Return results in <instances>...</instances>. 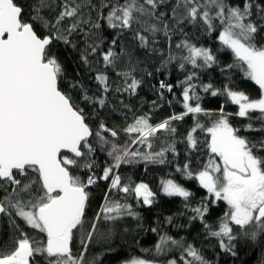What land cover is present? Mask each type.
Returning <instances> with one entry per match:
<instances>
[{
	"label": "snow or ice",
	"instance_id": "obj_1",
	"mask_svg": "<svg viewBox=\"0 0 264 264\" xmlns=\"http://www.w3.org/2000/svg\"><path fill=\"white\" fill-rule=\"evenodd\" d=\"M25 12L18 0H0V232H8L0 264H103L116 251L115 236L132 231L130 222L157 235L156 256L173 253L162 264H220L238 258L241 244L264 246V0H31L27 19ZM213 33L218 49L198 42ZM61 49L75 55L74 75ZM135 50H143V61L133 59ZM225 51L231 63L220 59ZM217 69L226 81L219 87L210 77ZM173 70L182 76L175 83L159 78ZM237 70L259 86L258 97L239 88ZM145 85L155 99L141 97L138 108L132 100ZM201 93L223 103L206 108ZM113 97L123 127L99 118L117 111ZM176 104L180 112L152 122L155 111ZM227 104L237 111L227 112ZM189 116L192 126L177 140L174 125ZM234 118L247 123L234 125ZM178 143L184 163L160 180L159 191L181 198V207L163 225L190 232L198 224L192 240L164 231L159 218L145 229L140 209L154 207L157 192L120 173L124 165L173 163ZM205 148L208 158L194 168L193 156L199 161ZM181 181H195L205 194L196 199ZM102 182L89 217L91 189ZM93 244L104 252L89 256Z\"/></svg>",
	"mask_w": 264,
	"mask_h": 264
},
{
	"label": "trees",
	"instance_id": "obj_2",
	"mask_svg": "<svg viewBox=\"0 0 264 264\" xmlns=\"http://www.w3.org/2000/svg\"><path fill=\"white\" fill-rule=\"evenodd\" d=\"M22 6L25 7V19H27V8L28 5L31 3V0H18ZM188 32H193L194 30L191 27L185 29ZM217 33H213L211 35H200L199 36V43L205 46H211L214 49H218L220 47L219 41L216 39ZM180 37L177 36L176 39ZM220 59L224 60L228 63L232 62V56L230 51L221 52ZM61 59L64 60L66 69L69 75H74L73 69L74 64L73 60L76 58L74 54H70L69 52L64 51L63 49L60 50ZM144 52L143 50H135L133 53L134 60H144ZM210 77L212 82L217 86H221L224 81V77H222L219 73V70L211 71ZM160 79H169L170 82L175 83L177 79L182 78L181 74L173 70L172 75L170 77H159ZM234 79L236 84L239 86L240 89L246 91L252 97H258L260 94L259 86L255 84L254 81H251L244 77L242 73L238 70L235 72ZM203 80L208 82L209 74H205L203 76ZM151 83H155V80H152ZM179 89H176L177 95H179ZM202 95H205L201 93ZM143 97L146 102H150L151 100L155 99V95L149 89L147 85L140 90L139 96L133 98L132 103L136 104L139 108V101L140 98ZM169 99H172L171 95L168 96ZM113 104L116 106L117 111L115 113H111L109 111H102L99 113V118H104L106 122L112 126L113 124H119L121 127L124 126L125 122L123 121L122 117L119 114V102L117 97H113ZM223 103V97H210V95H205V99L203 101V106L209 109H218L220 104ZM83 106V105H82ZM86 107V106H85ZM143 112L149 111L148 103H145L143 108L141 109ZM182 110L179 104L174 105L173 107H168L165 105L162 109L154 112V119L153 123H156L166 116L170 115L172 112H180ZM225 110L227 112H235L237 111V106L227 104L225 105ZM86 111H91V109L86 107ZM131 115V114H129ZM202 122L210 126L211 119L210 118H202ZM234 125H240L243 123H247L246 120L241 118H234L232 120ZM177 128V136L176 139L180 140L181 137L186 135L187 130L192 126V119L191 116L185 118L182 122H177L174 125ZM200 139L203 140L206 137V133H199ZM127 139V137H124ZM133 149L139 147L141 150H147L142 145H133ZM156 149H159V144H154ZM177 150L179 151L180 155L173 160L172 154H168V158L173 160V163L168 165H150L145 170L143 164H138L135 166L124 165L120 169V173L122 176L125 177L127 180L129 177L131 180L135 182H139L143 180L144 182L148 183L149 186L153 189V191L157 192L158 195V203L152 207L151 209L142 208L140 209L145 217V224L144 228L149 229L150 227L155 226L154 221L159 218L161 224L163 225V217L167 215H171L174 212H177L181 207V198L174 197L169 198L163 195L159 191L160 180L162 178H168L169 174L174 173V169L177 163L183 164L185 160V145L183 143L177 144ZM199 161L196 160L195 155L193 156V167H198L200 161H204L208 158L207 149H204L202 154L198 153ZM98 163L103 165L106 160V155L104 153H99L97 156ZM177 179H180L178 174H175ZM185 186L196 193V199H199L205 193L203 190L198 188V185L195 181L184 182ZM106 185L102 182L99 186H95L91 189L93 192V199L91 201L90 210L88 211V216L91 217L95 211L98 210V206L102 199L103 190ZM226 206L221 203L219 208L214 212L213 219L222 214L223 209ZM184 220H178L177 223H183ZM132 231L128 233L121 232L119 235L115 236L113 240V245L116 249L114 253H106L101 257L103 260V264H122L123 261L130 260L133 257H140L146 260H158L161 261V264L164 260L171 258L173 253H170L167 257L163 256H156L154 254V245L157 243L158 237L155 233L151 231H137L134 222H130ZM87 227V226H86ZM200 226L197 224L193 227L190 232H184L175 228H171L167 225H163V230L169 232V234L173 236L184 235L187 239L192 240L193 236L199 231ZM8 239V232L4 230L0 232V240H7ZM199 243V241H197ZM78 244V239H77ZM147 249L148 251H144ZM76 251L77 249L74 247L73 249ZM218 251V249H216ZM104 252V248L102 245L93 244L90 248L88 255H95L97 253ZM178 254V253H177ZM205 255L211 259L214 256V251L209 249L206 251ZM220 264H264V246L257 245L253 246L251 243L244 245L241 244L238 246V258L231 259L222 257L220 259Z\"/></svg>",
	"mask_w": 264,
	"mask_h": 264
}]
</instances>
